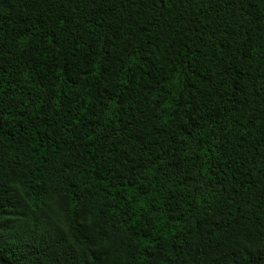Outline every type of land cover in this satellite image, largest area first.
Listing matches in <instances>:
<instances>
[{
	"label": "trees",
	"instance_id": "16d2710c",
	"mask_svg": "<svg viewBox=\"0 0 264 264\" xmlns=\"http://www.w3.org/2000/svg\"><path fill=\"white\" fill-rule=\"evenodd\" d=\"M0 264H264V0H0Z\"/></svg>",
	"mask_w": 264,
	"mask_h": 264
},
{
	"label": "snow or ice",
	"instance_id": "6c2138e0",
	"mask_svg": "<svg viewBox=\"0 0 264 264\" xmlns=\"http://www.w3.org/2000/svg\"><path fill=\"white\" fill-rule=\"evenodd\" d=\"M161 2H163V0H161Z\"/></svg>",
	"mask_w": 264,
	"mask_h": 264
}]
</instances>
